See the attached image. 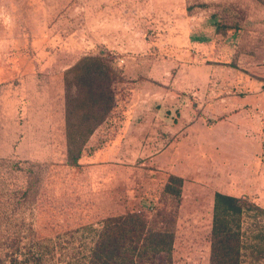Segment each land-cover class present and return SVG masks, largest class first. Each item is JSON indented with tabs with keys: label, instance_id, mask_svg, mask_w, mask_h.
Listing matches in <instances>:
<instances>
[{
	"label": "crops",
	"instance_id": "crops-1",
	"mask_svg": "<svg viewBox=\"0 0 264 264\" xmlns=\"http://www.w3.org/2000/svg\"><path fill=\"white\" fill-rule=\"evenodd\" d=\"M5 5L17 16V26L1 34L0 56L5 58V52L19 50L27 51L28 57L20 58L18 63H13L17 62L13 59L0 60V66L56 69L41 79L29 78L30 83L42 84L34 91L43 93L39 106L49 115L44 139L47 143L42 147L55 148L58 133L67 165L76 169L90 162L94 172L91 179L99 183L106 180L105 188H114L113 197L123 198L120 208L125 211L141 212L148 206L136 192L137 174L152 164L171 168L179 142L187 149H207L203 156H197L196 162L201 165L190 175L171 172L163 183L153 186L152 199L163 197L170 176L183 180L180 198L184 196V180L212 177L205 174L219 170L221 149L230 147L224 144L234 137L240 140L239 148H243L241 142L249 148L250 152L243 154L249 163L256 153L252 148H259L262 154L264 128L253 129L243 119L239 133L235 101L240 98L237 90H243V101L251 103L253 98H259L260 105H264V6L260 8L258 28L225 27L219 13H183L179 15V29L168 28L163 35H155V31L141 29L138 19L133 17L134 10L125 7L124 0H83L82 8L77 0H0V7ZM60 7H67V11L61 14ZM78 11H83L82 17ZM80 19L82 29L77 27ZM11 44L14 48H10ZM96 51L114 55L126 92L117 94L115 109L89 138L78 166H73L68 164L67 156L64 76L80 59ZM121 58L124 64L118 63ZM56 87L59 96L53 95ZM220 101L225 103L223 108ZM221 108L225 116L222 123L210 121L207 128L205 117L217 119ZM220 124L221 129H217ZM219 135L224 139L223 145L217 141ZM95 143L98 146L88 151ZM228 156L233 155L225 154L223 160ZM205 164L210 166L207 172ZM259 172L260 175L252 176L249 168L246 179L259 178L263 185L264 171ZM216 193L235 197L230 191H217L210 195L207 205L198 204L197 210L214 212ZM260 194V206L264 209V191L260 190ZM184 205L181 202L180 208Z\"/></svg>",
	"mask_w": 264,
	"mask_h": 264
},
{
	"label": "rangeland",
	"instance_id": "rangeland-1",
	"mask_svg": "<svg viewBox=\"0 0 264 264\" xmlns=\"http://www.w3.org/2000/svg\"><path fill=\"white\" fill-rule=\"evenodd\" d=\"M77 2L82 8L83 0ZM7 5L0 7V38L3 32L9 33L17 26L14 22L17 16L12 15ZM124 6L134 10L133 17L138 19L141 29L163 35L168 28H180L179 15L183 13L188 16L219 13L225 27L246 25L248 28H258L260 8L264 6V1L124 0ZM48 10L51 11V7ZM65 11L67 7H60L61 14ZM77 13L82 17L83 11ZM22 20L23 13H20V24ZM77 27L82 29V19L77 22ZM10 39L13 43V38ZM11 45L10 48H14ZM5 55V58L0 56V60H17L13 63L28 57L27 51L19 50L7 51ZM98 55L101 54L96 51L87 56ZM103 56L122 74L113 60L114 55ZM53 70L56 69L0 66V264H88L104 220L130 213L120 208L124 200L122 197H113L114 188H105L106 180L102 183L92 180L94 172L90 162L76 169L67 165L63 156L64 148L59 146L58 133L55 135V148L42 147L47 143L44 139L48 134L45 129L49 115L44 107L39 106L44 100L43 93L34 91L42 84L30 83L29 78L41 79V76H49ZM123 81L120 80L115 86L117 94L126 92ZM58 87L53 93L55 96H59ZM251 92L254 94L256 91L252 89ZM237 93L240 96L235 101L236 118L240 119L235 122L238 132L243 129V119L248 120L253 129H263L264 105H260L259 98H253L248 103L243 101V90H237ZM220 103L221 107L225 104L222 101ZM55 104L58 106L57 99ZM222 108L217 119L205 117L207 128L210 127V121L222 123L225 118ZM55 119V123H59V119ZM221 127L220 124L217 129ZM230 140L232 142L226 141L224 144L223 137L219 135L217 141L225 147L230 146L221 149L219 170L211 175L210 171L207 172L210 166L205 164L204 172L208 173L205 175L212 177L184 180V196L178 201L152 199L153 186L163 183L171 172L193 174L196 167L201 165L196 162L197 156H203L207 149H187L181 147L178 141L175 162L171 168H166L164 164H152L137 174L136 192L141 195V201L146 200L148 205L140 213L150 220L155 214L153 209H166L167 213L175 217L174 264L211 263L214 212L199 211L197 207L198 204L207 205L210 195L217 191H230L246 202L241 219L240 264H264V209L260 206V190L264 191V181L261 185L259 178L246 179L249 168L252 176L264 171V148L262 154L259 148H252L256 153L252 156L251 164L243 156L250 152L249 148L244 147L242 142L243 148H239L240 140L236 137ZM96 146L98 144L95 143L87 150L92 151ZM188 150L191 152L187 155ZM181 152L183 156H180ZM225 154L233 156L223 160ZM181 202L185 204L183 208H180ZM171 219L172 216L168 220Z\"/></svg>",
	"mask_w": 264,
	"mask_h": 264
},
{
	"label": "trees",
	"instance_id": "trees-1",
	"mask_svg": "<svg viewBox=\"0 0 264 264\" xmlns=\"http://www.w3.org/2000/svg\"><path fill=\"white\" fill-rule=\"evenodd\" d=\"M122 79L121 73L103 55L85 56L65 73L69 165L78 166L89 138L115 109V86ZM182 185L181 178L170 176L162 200L178 201ZM245 205L242 199L215 194L210 264H240ZM153 211L150 220L140 212L104 220L88 264H174L175 217L166 209Z\"/></svg>",
	"mask_w": 264,
	"mask_h": 264
},
{
	"label": "built area",
	"instance_id": "built-area-1",
	"mask_svg": "<svg viewBox=\"0 0 264 264\" xmlns=\"http://www.w3.org/2000/svg\"><path fill=\"white\" fill-rule=\"evenodd\" d=\"M118 63L123 64L124 61H123V60H120V61H118ZM244 211H245V210H244ZM244 213H245V212H243V215H244ZM241 239H242V237H241Z\"/></svg>",
	"mask_w": 264,
	"mask_h": 264
}]
</instances>
